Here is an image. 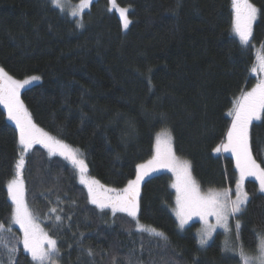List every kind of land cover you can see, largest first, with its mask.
I'll return each instance as SVG.
<instances>
[{"label":"trees","instance_id":"obj_1","mask_svg":"<svg viewBox=\"0 0 264 264\" xmlns=\"http://www.w3.org/2000/svg\"><path fill=\"white\" fill-rule=\"evenodd\" d=\"M116 2L129 8L127 30L108 0L93 1L81 18L50 0H0V67L17 78L42 79L21 93L33 122L82 150L88 174L104 188L121 189L134 179L137 165L153 157L155 135L168 129L175 154L190 162L202 191L234 189V160L214 149L226 140L235 98L258 81L252 69L254 47L264 51V0H250L259 9L250 46L233 34L231 0ZM18 138L0 104L5 229L13 210L7 182L16 175ZM250 146L264 167V114L251 125ZM21 177L29 211L57 241L56 264H112L114 256L117 264H242L237 250L224 251L222 232L202 248L199 222L179 228L168 173L146 179L139 202L140 221L163 237L138 231L126 213L92 204L73 164L39 144L26 155ZM245 190L239 239L243 249L256 251V233H264V194L254 180L245 182ZM3 235L18 250L17 264H34L19 229L12 226ZM0 256L7 260L2 246Z\"/></svg>","mask_w":264,"mask_h":264},{"label":"snow or ice","instance_id":"obj_2","mask_svg":"<svg viewBox=\"0 0 264 264\" xmlns=\"http://www.w3.org/2000/svg\"><path fill=\"white\" fill-rule=\"evenodd\" d=\"M112 8H117L115 0H110ZM50 3L63 11L62 0H50ZM234 13L233 32L239 38L243 45H248L252 37V24L257 19L259 9H257L250 0H231ZM91 0H81L80 11L87 8ZM120 18L123 21V27L128 28L130 20L128 19L127 8H117ZM78 11L73 10L72 16H77ZM82 26V25H79ZM259 71L264 72V57H260ZM252 72H257L256 68ZM39 76H30L25 79H16L10 75L3 67H0V104L7 110L8 119L13 121L19 132L18 145L20 150L19 159L16 162V176L7 184L8 194L14 204L12 222L18 224L23 230V247L31 256L34 264H56L55 256L58 253L57 241L39 228L34 222L33 216L29 211L24 199V184L21 178V170L25 165V154L28 153L34 145H43L49 150L50 154L57 152L70 159L72 163L79 167L81 178L80 182L88 186V194L92 204L97 205L101 210L111 208L113 214L116 212L126 213L134 220L140 208V186L146 176L159 168H166L172 171L176 176V182L172 187L177 191V204L179 206L178 215L181 217V224L185 223V216L193 214L199 215L204 219L207 215H215L218 223L227 228V217L242 211L249 200V194L243 190V184L247 177H254L259 181V191L264 192V167L254 158L250 146V126L254 120H260L264 114V79H261L250 91L243 92L234 102V107L228 115L232 117L231 127L226 134V142L214 149L220 152H230L236 160V169L239 171V179L236 181V199L226 203L229 196V190L223 193H209L202 195L195 179L191 174V164L186 160H180L172 147V137L167 130L157 134L155 144V155L146 164H139L136 168L134 179L127 181L122 189L104 188L98 180H86L84 173L87 166L83 159L78 158L76 150L69 145L43 129L37 127L33 122L30 113L20 98L21 90L39 81ZM102 189L103 191H98ZM114 193V195H110ZM55 212V209H51ZM61 216L56 215L55 220L60 221ZM138 231H149L156 236L163 237V233L155 229H147L139 225ZM213 225H207L205 232L201 235L200 244L207 243ZM237 229L240 224L237 222ZM11 233V227L5 229V225L0 223V246L8 253L7 260L0 256V264H17L14 259L18 251L15 246L9 247V243L3 233ZM259 239V255H247L243 247L240 249V258L243 264H264V233H256ZM47 245V247H45ZM89 256L93 255L91 249L87 250ZM112 264H117V258L112 257ZM131 264V260H129Z\"/></svg>","mask_w":264,"mask_h":264},{"label":"rangeland","instance_id":"obj_3","mask_svg":"<svg viewBox=\"0 0 264 264\" xmlns=\"http://www.w3.org/2000/svg\"><path fill=\"white\" fill-rule=\"evenodd\" d=\"M93 1H95V0H91V4L93 3ZM251 3V2H250ZM80 4H81V1H78V2H74V1H72V0H62V5H63V12H65V13H67L68 15H70L71 17H77V18H81V16H82V14L85 12V11H87V10H89V8H90V6H91V4L87 7V8H84L82 11H80V9H79V6H80ZM115 4H116V6H117V8H127L128 9V13H129V8L128 7H122V6H120L119 4H117V2H116V0H115ZM108 5H109V9L111 10V11H114V12H116L117 13V15L119 16V18H120V15H119V12H118V10H117V8H112V4H111V2H110V0H108ZM256 7V6H255ZM257 8V7H256ZM258 9V8H257ZM73 10H76V11H78L79 12V14L77 15V16H72L71 15V12L73 11ZM127 13V15H128V19L130 20V17H129V14ZM258 17H259V12H258V15H257V19L253 22V24H252V33H253V29H254V25H255V23L257 22V20H258ZM233 19H234V13H233ZM120 20H121V22H122V26H123V21H122V19L120 18ZM123 29L124 30H127V29H125L124 27H123ZM232 30H233V27H232ZM233 34H234V36L239 40V38L235 35V33L233 32ZM250 44H251V39H250V43L248 44V45H244V46H250ZM254 49H255V55H256V59H255V66H254V68H256L257 69V72H255L257 75H258V81L253 85V86H251L250 88H248L247 90H245L244 92H246V91H250L261 79H264V72H260L259 71V66H260V57H264V51H263V49L261 48V46H259V45H256L255 47H254ZM13 76V75H12ZM30 76H33V75H30ZM30 76H26V77H23V78H17V77H15V76H13L14 78H16V79H25V78H27V77H30ZM35 76H39V75H35ZM40 77V76H39ZM41 78V77H40ZM41 80L42 79H40L39 81H34L32 84H30V85H28V86H26L24 89H22L21 90V93L25 90V89H27V88H29V87H31V86H33V85H35V84H38V83H40L41 82ZM21 93H20V98H21V100H22V96H21ZM242 95V93L241 94H239L236 98H235V101L240 97ZM23 101V100H22ZM2 105V104H1ZM2 107L4 108V106L2 105ZM234 107V106H233ZM233 109V108H232ZM231 109V110H232ZM4 110H5V112H6V114H7V110L4 108ZM230 110V111H231ZM231 117V116H230ZM7 118H8V115H7ZM9 120V119H8ZM261 120V119H260ZM260 120H254L253 122H252V124L254 123V122H258V121H260ZM9 122L11 123V124H13L15 127H16V125H15V123L13 122V121H11V120H9ZM231 122H232V117H231ZM38 127V126H37ZM230 127H231V125H230ZM229 127V128H230ZM40 128V127H39ZM250 129H251V126H250ZM18 130V129H17ZM165 130H167L170 134H171V132H170V130H168V129H165ZM163 131V130H162ZM162 131H160V132H158L157 134H159V133H161ZM157 134L155 135V144H156V137H157ZM18 135H19V132H18ZM51 135V134H50ZM51 136H54V135H51ZM55 137V136H54ZM171 137H172V134H171ZM57 138V137H56ZM57 139H59V138H57ZM59 140H61V139H59ZM62 141V140H61ZM63 142V141H62ZM226 142V140L223 142V143H225ZM66 144V143H65ZM222 144V143H221ZM220 144V145H221ZM67 145H69V144H67ZM35 146V145H34ZM33 146V147H34ZM41 146H43V145H41ZM73 150H76L77 151V154H78V158L79 159H83L84 160V162H85V164H86V166H87V170H88V164H87V162L85 161V157H84V154H83V152H82V150H80V149H78V148H76V147H73V146H71V145H69ZM44 147V146H43ZM172 147H173V139H172ZM45 148V147H44ZM33 149V148H32ZM31 149V150H32ZM48 152H49V150L47 149V148H45ZM30 150V151H31ZM29 151V152H30ZM28 152V153H29ZM28 153H26L25 154V158H26V155L28 154ZM214 154L216 155V156H220V155H228V156H231L232 158H233V160H234V163H235V165H236V160H235V157L230 153V152H225V151H223V149H221V151L220 152H216V151H214ZM53 155H59V156H62V155H60L58 152L56 153V154H53ZM155 155V145H154V154H153V156ZM177 156V155H176ZM63 158H65V159H67V160H69L71 163H72V161L70 160V159H68V158H66V157H64V156H62ZM178 157V156H177ZM153 158V157H152ZM151 158V159H152ZM180 160H185V159H182V158H180V157H178ZM187 161V160H186ZM258 163V162H257ZM73 164V163H72ZM144 164H146V163H144ZM73 166L76 168V170H77V172H78V174H79V180H80V178H81V173H80V170H79V167L78 166H76V165H74L73 164ZM262 166V165H261ZM236 167V166H235ZM263 167V166H262ZM86 170V172L83 174L84 175V178L86 179V180H93V178H91L90 177V175L88 174V171ZM237 170V169H236ZM237 172H238V179H239V171L237 170ZM160 173H168V174H170L171 175V177H172V184H171V186L173 185V183H175L176 182V176H175V174L172 172V171H170V170H168V169H166V168H159L158 170H156V171H152L151 173H150V175L149 176H146L145 177V179H144V181L146 180V179H148L149 177H151V176H153V175H156V174H160ZM191 174H192V171H191ZM16 176V175H15ZM192 177H193V174H192ZM15 177H12L9 181H11L12 179H14ZM22 178V177H21ZM194 178V177H193ZM195 179V178H194ZM22 180H23V178H22ZM247 180H254V181H256L257 182V184H258V190H259V181L258 180H256L254 177H247L246 179H245V181H244V184H243V190L244 191H246L245 190V182L247 181ZM9 181L7 182V184L9 183ZM143 181V182H144ZM196 181V180H195ZM143 182L141 183V186H142V184H143ZM196 183H197V181H196ZM23 184H24V199H25V203H26V198H25V192H26V190H25V182H24V180H23ZM84 186H86L87 187V189H88V186L86 185V184H83ZM101 185V184H100ZM197 185H198V183H197ZM141 186H140V194H141ZM199 186V185H198ZM106 188H109V187H106ZM122 189V188H121ZM172 189H173V191L175 192V205H174V207L172 208V212H173V214H174V216H175V218H176V220H177V223H178V226H179V228L180 229H184V228H186L187 226H189V225H191L192 223H194V222H199V226H198V228H197V231H196V235H197V239H198V244H199V246L200 247H202V248H205V247H207L212 241H213V239L215 238V236H216V234L217 233H219V232H222L223 234H224V244H223V248H224V251L225 252H228V253H231V252H235V250H237V252H238V254L240 253V249H241V243H240V239H239V229H237V227H236V225H237V222H239V224H240V221H239V219H238V217H237V215L240 213H236V214H234V215H229L228 217H227V228H225L224 226H222V222L221 223H218V221H217V218H216V216L215 215H207L204 219H201V217L199 216V215H195V214H193V215H191V216H185V223H183V225L181 224V217L177 214L178 213V211H179V206H178V204H177V191H176V189L175 188H173L172 187ZM8 190V189H7ZM117 190H119V189H117ZM199 190H200V193L202 194V195H208L209 193H213V194H217V193H223L224 192V190H212V191H202L201 190V188L199 187ZM226 190V189H225ZM227 190H229V196H228V200L226 201V203H228V202H230L231 200H235L236 199V185H235V187H234V189H227ZM98 191H100V192H102L103 190L102 189H99L98 188ZM259 192H261V191H259ZM261 193H263L264 194V192H261ZM110 195H114V193H110ZM8 196H9V194H8ZM9 200L11 201V203H12V200L10 199V197H9ZM139 202H140V200H139ZM12 205H13V210H12V214H11V220H10V222H9V224L7 225V227H12V226H14V227H16L17 229H19V231H20V233H21V241L23 240V230L20 228V226L18 225V224H16V223H14V222H12V216H13V211H14V204L12 203ZM26 205H27V203H26ZM28 207V206H27ZM243 207V206H242ZM105 209H108V210H110L111 212H112V210H111V208H105ZM113 213V212H112ZM121 213H123V212H121ZM33 216V215H32ZM33 219H34V222L36 223V224H38L39 225V228L40 229H42L43 230V232H45V233H47L48 234V232L46 231V229L39 223V222H37L36 221V219L34 218V216H33ZM234 220V222L233 223H231V220ZM135 221H136V223L138 222L139 223V225H141V226H144L145 228H147V229H154V228H152V227H150L149 225H147V224H145V223H142L141 221H140V219H139V212H138V214H137V219H135ZM207 225H213V226H215L214 227V230L211 232V236H210V238H208L207 239V243L206 244H204V245H201L200 244V239H201V235L205 232V230H206V227H207ZM240 228V227H239ZM156 230V229H155ZM157 232H160V231H158V230H156ZM146 232H149V231H146ZM151 233V232H150ZM161 233V232H160ZM49 235V234H48ZM50 236V235H49ZM51 237V236H50ZM53 238V237H52ZM54 239V238H53ZM22 245H23V243H22ZM259 245V244H258ZM45 247H47V245H45ZM237 248V249H236ZM244 250V252L247 254V255H249V256H257V255H259V248L257 247L256 248V251L254 250V251H247V250H245V249H243ZM26 252V251H25ZM29 256H30V254L28 253V252H26ZM31 257V256H30ZM55 258V260H56V258H57V254H56V256L54 257ZM242 264H243V261H242Z\"/></svg>","mask_w":264,"mask_h":264}]
</instances>
